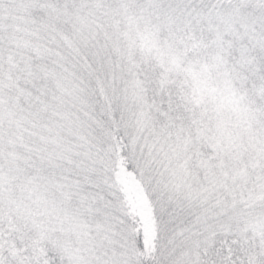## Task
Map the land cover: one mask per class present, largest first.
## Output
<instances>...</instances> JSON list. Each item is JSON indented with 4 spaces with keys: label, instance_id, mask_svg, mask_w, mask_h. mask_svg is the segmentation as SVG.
Returning <instances> with one entry per match:
<instances>
[{
    "label": "snow or ice",
    "instance_id": "6c2138e0",
    "mask_svg": "<svg viewBox=\"0 0 264 264\" xmlns=\"http://www.w3.org/2000/svg\"><path fill=\"white\" fill-rule=\"evenodd\" d=\"M0 264H264V0H0Z\"/></svg>",
    "mask_w": 264,
    "mask_h": 264
}]
</instances>
